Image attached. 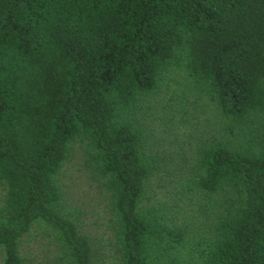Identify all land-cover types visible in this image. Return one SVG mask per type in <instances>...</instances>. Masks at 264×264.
Listing matches in <instances>:
<instances>
[{
  "label": "trees",
  "instance_id": "16d2710c",
  "mask_svg": "<svg viewBox=\"0 0 264 264\" xmlns=\"http://www.w3.org/2000/svg\"><path fill=\"white\" fill-rule=\"evenodd\" d=\"M173 64L214 102L224 138L160 174L185 173L169 202H148L159 166L134 111ZM254 119V136L230 138ZM75 139L106 183L122 264H264V0H0L1 264H25L34 226L53 242L50 264H97L60 204ZM219 190L210 238L196 236L179 205Z\"/></svg>",
  "mask_w": 264,
  "mask_h": 264
},
{
  "label": "rangeland",
  "instance_id": "374dc122",
  "mask_svg": "<svg viewBox=\"0 0 264 264\" xmlns=\"http://www.w3.org/2000/svg\"><path fill=\"white\" fill-rule=\"evenodd\" d=\"M175 66L173 64L172 68L166 70L153 93L144 94L137 101L134 111L137 126L146 133L143 138V150L145 153H155V164L159 166L146 182L148 202L162 198L169 202V198L178 192L173 190L177 189L178 182L185 173L181 176L173 175L171 180H159L160 174L167 170L174 172L181 169L177 168L175 163L184 162L187 166L190 165L198 146L217 140L221 136L224 138V135L219 134V121L224 118L216 110L214 102L199 87L190 86V78L184 75L181 68L176 70ZM259 120L248 122L243 129L234 127L230 138L235 136L242 140L241 138H245L244 131L248 132V127L250 134L254 136ZM161 154L166 156L163 161L171 160L172 166L166 170L156 163ZM56 181L59 185L62 210L73 215L79 229L89 235L96 251L97 264H122L112 245L109 191L103 176L94 167L92 151L84 141L75 139L70 143L68 153L56 175ZM157 185L161 186L160 190ZM3 191L0 187V201ZM219 191L211 193L208 197H203L198 191L187 192V196L179 205L183 215L194 220L196 236L210 238L211 230L207 229V226L209 221L210 224L213 222L212 215L218 209L214 201H221L224 193L223 190ZM208 210H211L212 214L204 215L208 214ZM41 230L43 229L34 226L32 232L25 234L20 241V253L25 264H50L47 261L53 259L56 254L53 242H49L46 233L43 234ZM1 260L0 249V264Z\"/></svg>",
  "mask_w": 264,
  "mask_h": 264
}]
</instances>
